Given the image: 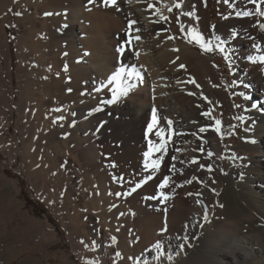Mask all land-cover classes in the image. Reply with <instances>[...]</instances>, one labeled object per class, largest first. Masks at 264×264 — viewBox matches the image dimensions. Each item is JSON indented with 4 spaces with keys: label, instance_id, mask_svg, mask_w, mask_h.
Instances as JSON below:
<instances>
[{
    "label": "bare ground",
    "instance_id": "1",
    "mask_svg": "<svg viewBox=\"0 0 264 264\" xmlns=\"http://www.w3.org/2000/svg\"><path fill=\"white\" fill-rule=\"evenodd\" d=\"M215 1L219 5V19L212 26L210 17ZM89 3L90 0H0V109L1 116H7L0 121V150L17 154L23 146L24 160L32 156L29 165L34 166L37 159L35 139L29 144H20L16 136L7 139L3 136L12 124L9 112L14 111L5 79L12 65L5 24L10 22L9 12L15 10L16 4L20 13L16 21L19 37L15 43L21 64L17 74L19 137L23 136L25 103L30 95L22 72L31 53L44 49L38 64L52 72L63 67L59 57L66 47L71 59L67 65L72 68L69 75L72 80L67 89L75 85L86 89L76 100L74 93H65L59 80L52 75L47 77L44 109L50 119V130L38 145L49 154L52 144L59 141L66 153L73 152L72 159L55 158V165L61 171L55 183H60L61 190L62 184L68 188L64 199H60L59 193L54 194L35 183L40 197L66 221L72 252L56 253L58 264H81L73 259L72 253L85 264H264V63L252 62V58L264 56V33L260 29L264 4L260 0L256 4L251 0H117L113 13L120 8L119 16L123 20L129 24L136 21L131 28L128 24L122 31L124 37L138 46L127 53L132 58L130 63L137 58H147L153 70L160 72L147 82L153 86L151 96L162 105L163 117L161 124L157 122L146 135L153 116L145 100L144 107L126 101L118 107L105 103L110 97H105L106 86L99 71L102 65L93 64L96 59L102 62L96 43L105 33L113 35L119 30L113 20L101 30V16L97 12L88 13ZM176 3L181 4L177 13ZM187 12L193 15H185ZM39 27L46 38L37 42L45 44L41 47L33 42L39 35ZM193 30L204 44L212 47V57H225L230 64L240 100L237 108L212 61L193 49L195 40L189 43ZM137 36L139 40L135 39ZM88 42L91 57L85 54ZM54 44L58 50L52 57L51 51L47 52ZM220 47L224 48L223 52ZM90 70H94L95 75L89 80ZM147 82L142 89L145 95L148 94ZM73 106H76L75 118L71 113ZM76 119L79 123L73 122ZM242 124L239 147L254 152L255 156L237 166L233 164L232 151L226 154L224 140ZM217 128L219 131L215 130ZM157 130H163L166 138L173 141L161 165V176L169 178L167 193H163L167 200L161 196L163 189L158 187L161 182L157 178L158 182L138 185L142 167L135 160L126 164L130 170L124 167L126 183L119 185L118 176L124 169L121 170L120 152L114 145L117 133L122 131L128 138L140 136L143 139L152 137ZM81 131L83 148L82 143H77ZM181 147L183 149L176 152ZM125 149L127 158L131 159L137 150H146V143L128 144ZM194 160L197 163H193ZM82 171L86 178L82 177L89 183L87 193L77 185V173ZM173 179L180 180L177 191ZM34 180H38L37 177ZM83 181L81 183L86 180ZM13 190H16L15 185L0 175V227L8 226L13 214L22 209L23 204ZM156 191H160V195L157 196ZM81 195L86 206L77 203ZM110 203L129 205L133 213L129 218L137 220L136 225L129 224L124 230L118 228L114 234L108 227L117 222L103 220L96 224V211L111 209ZM109 211L111 218L114 212ZM72 217H78L81 226L70 222ZM151 233L156 236L153 242H149ZM57 240V229L47 217L38 219L24 215L22 221L16 220L11 227L0 231V264H16L15 261L27 253L29 256L17 264H44L37 256L40 247ZM35 250L37 253L30 255ZM49 258L51 255L45 257Z\"/></svg>",
    "mask_w": 264,
    "mask_h": 264
},
{
    "label": "rangeland",
    "instance_id": "2",
    "mask_svg": "<svg viewBox=\"0 0 264 264\" xmlns=\"http://www.w3.org/2000/svg\"><path fill=\"white\" fill-rule=\"evenodd\" d=\"M125 1L130 2V0H125ZM88 6H89V10H90V12L88 10L89 14H91L92 12H97L101 16L100 17L101 18L100 24H99V26L101 27V30L106 28V26H108L107 23H109V21H112V20H113V22H117V27L119 30L118 32H115L113 35L110 33L106 35V33H105L103 35V37L104 36L105 37L99 39L98 41H100V42L97 41V43H96L97 52H99L102 55V56L99 55L102 62H99L100 60L96 59L95 61L93 60L94 61L93 64L96 67H98V64H100V66L102 65L101 70H99V71H101V73L103 74V78L101 81H103V84L106 86V92H105L106 96L105 97L108 96V97H110V100L113 99V89H116V87H118V85L114 86L113 83H110V80H111V77L113 76V74L118 72L122 65L126 68L127 71H133L134 70L136 73L139 74L140 77H142V79H136L135 76L130 77L126 73L124 78H123L124 85L128 86V84H131V89L129 90L128 94L126 96H121L117 100V102L110 103V105H109V103H106V105H108L109 107H111V106L112 107H114V106L118 107V106H120V104L122 102L124 103L126 101L129 103H136L140 107H144L143 106L144 105L143 100H145V103H146L145 105L146 106L149 105L150 108L152 109V110H150V115L153 116V110L155 109L156 120L159 124H161V119L163 117L162 109H161L162 105L160 103L158 104L157 101L155 99H153V97L151 96V92H152L151 88L153 86H152L150 81L147 82L148 80H150L151 77H155L157 74H160V72L157 73L153 70L151 63H150L149 59H147V58H144V59L143 58H141V59L137 58V60H134L135 63L134 62L130 63L132 58L130 56H128L127 53H129L132 49L137 48L138 46L135 44V42L133 40L127 39L126 36L124 37L122 35L123 29H125V27L129 23H128V21L123 20V18L119 16V13L121 11V10H119L120 8L118 9L117 12L113 13L112 10L114 9V5L105 4V0H95V1L90 0V3ZM93 8H97V9L94 10ZM110 9H111V11H110ZM107 11H108V13H107ZM177 12H178V9L176 8L175 13H177ZM218 12H219V5L215 1L213 8L211 10V17H210V21H211L212 26L219 19V15H218L219 13ZM9 14L11 15V19H10V22L8 21L5 24V32L8 35V41L11 44L10 46H11V53H12V65L10 67V75H6L5 79L9 83V88H10L9 96L11 99L10 103H11V106H12L14 111L12 113L9 112V118H10V120H12V124L9 126L8 130L4 131L3 136L5 139H7V137L9 138L11 136H16L19 138L20 144L22 142L23 143L25 142L24 144H29L30 142H32V140L35 139V142H37V150H36L37 153L35 152L36 153L35 158H37V159H34V166L29 165V163L32 159V156H29L26 160H24L25 155H24V149H22L23 146L18 149L17 154L11 153L10 151L0 150V175H2L9 182H11L12 184L15 185L16 190H13V194L17 197V200H19L23 204L22 209L20 211L15 212L14 213L15 215L13 214V216L11 217L10 223H8V226L0 227V231H2L3 229L11 227L13 225V222L16 220L22 221L24 215L25 216L31 215L32 217H35L38 219H45V217H47L48 220L57 229L58 240L55 242H51V243H45L42 247H40L41 252L37 253V250H35V253H32V254L30 253V255H35L37 253V256L42 258L44 264H58L59 263L58 260L54 257V255L56 253H59L61 250H69L70 252H72L71 243H70V239H69L68 231H67V227H66V221H64L63 217L56 212V210L54 209L53 206L52 207L49 206L40 197V195L37 192V188L35 186V183L38 182L39 187L44 186L46 189L51 190L54 194L58 195V193H59L60 199H64L66 197L65 193L68 192V190H67L68 188H66L67 186H64V184H62L63 189L61 190V186L59 187L60 183H55V180L57 179V177L60 175V172H61L55 165V162H56L55 158L59 157L61 159H63V158L72 159L73 152L72 153H66L62 149V147L60 146L61 144L59 141L52 144V147H51L52 150H51V153H49V154L47 152H45L40 145H38V143L39 144L42 143V141H41L42 136L50 130V124H49L50 119H49V117H47V115L45 113V109H44V103L46 101V94H47L46 93L47 77L48 76L51 77V75H52L53 79H55L57 81L59 80L58 82L61 83V87L64 86V87H62V89H65L64 90L65 93H67V94L74 93L73 95H74L75 99L77 98V96L81 97L83 94H85L86 89H84L83 87H80V86L78 87V85H75V86L73 85L74 87L69 88L70 90L67 89V87H69V85L71 84L70 81L72 80L71 77L69 76V75H71L72 68H71V66L69 68V64L67 65V63L69 61H71V59L68 56L69 54L67 52L66 47H65L66 51L63 50L62 55L59 57L60 60L62 58V61L64 63L63 67L59 70H56V71L53 70L52 72H51V70H48V69L45 70L43 67H41L38 64L39 63L38 61L41 58V55L44 54V49L39 48L38 53L37 52H36V54L31 53L28 56V58L26 59L27 63H25V65L23 66L26 68V70H25V68H23V72H22L24 82L27 83L26 86L28 87V92H30L29 93L30 94L29 95L30 100L28 99L25 103L24 114L27 116V118H26V116L24 117L25 120L23 121V126H22V128H23L22 131L23 130L24 131H23V136L20 138L19 133H18L19 130H17V126H18L17 120L20 118L18 113H17V103L19 100L18 99L19 87L17 85V74H18V69H20L21 64H20V61H19V58H18V55L16 52V44H15L17 38L19 37L18 31L16 28V21L20 15L17 4L15 5V10H11L9 12ZM8 17H10V16H8ZM88 21L90 22V21H92V19L88 18ZM262 26H264V18L262 19V22L260 24L261 32L264 33V27H262ZM38 29H39V33H38L39 35L38 36L36 35V38L33 39L34 43H37L39 40L45 41V39H46L45 38V32H43V30L40 27ZM40 32H42V33H40ZM37 45H39L41 47L42 45H45V44L41 43V45H40V43H37ZM135 46H137V47H135ZM90 47H91V43L88 42V45H87V49H88L87 51L88 52L85 53L86 55H89L87 57L92 56ZM57 48H58L57 44H54L48 50L47 54L48 53L50 54V51H51L50 55L53 57L54 54H56L55 51L58 50ZM121 48L123 49L122 54L120 51H118ZM142 48L144 49V47H142ZM159 48H161V47H159ZM193 49L198 50L202 54H205L212 61L213 66L215 67V69L220 74L221 82L227 88V90L230 92L231 98L233 99V104L237 108L240 104V100H239V97L237 96L236 88L234 87L233 73H232L230 64L228 63L227 59L225 57H220L217 55L212 57L211 54H212V52H214V50L211 52H206L203 48H201L199 43H194ZM161 57H162V55L159 56V61L163 60L162 59L163 57L162 58ZM65 59L68 61L66 62ZM75 61L77 62V60H75ZM65 63H66V67H65ZM68 72H70V74ZM47 73H49V74L52 73V74L48 75ZM88 75L89 76L87 79H89V80L92 79V77L95 75V71L90 70ZM158 78H160V77L158 76ZM61 80H62V82H61ZM145 82H147L149 84V85H147V88H146V90H148L147 95L143 94V92H142V89L144 87L143 84H145ZM62 83H64V84H62ZM110 100H107V101H110ZM73 107L71 108V113L73 112V117L75 118L77 116L75 114L76 106H73ZM0 108H1V105H0ZM1 113H2V109H0V121L2 120L1 117L3 119L7 117V116L5 117L4 115L1 116ZM73 122L79 123V120L77 121V119H76V121H73ZM242 131H243V124L239 127V129L235 133L226 137L224 140L225 141L224 142L225 143V150H226L225 152H226V154H228L229 151H232V154L234 155L233 164H235L237 166L240 165L243 160L249 159V158L255 156L254 152H250V151L244 150V149L239 147V143L241 141L240 138H242ZM36 133H37V135H36ZM39 133H40V135H39ZM148 133L149 132L147 130L146 135ZM80 134L81 135H79V140L77 141V143H79V144L82 143L80 145L83 148L84 143H83L82 131ZM145 137L143 139H141L142 137L137 136L136 137L137 139L136 138L131 139L130 137L128 138V136L126 134H124V132L119 131L116 135V140H115V144H114L115 147H117L119 150L118 153L120 152L118 161H119V165L122 167L121 170L124 169V167H125V169H126V167H127V169H129L130 167L126 164H128V161H133V160H135L142 167V168H140L141 169V174H140L141 175V181H139V183H138L139 186L148 185V183H151V181L158 182V180L162 183V181L165 178H167L169 180L168 177L161 176L162 175V168H163L162 166H160L161 169L159 168L158 170H156V172L151 170V169H144L143 168V167H145L144 164H146L147 161H148V163H150V160H148L149 158L147 159V157H145L146 156L145 154L149 151V148H148L149 147V141H152L153 143H156V144H159L161 142L159 140V137L156 136V134L152 135V137L150 136V138H147V136H145ZM36 138H38V139H36ZM165 139L166 140L169 139L166 151H164L162 154L161 153L159 154L158 152H154L151 159H154V158L156 159V158L160 157L161 155L163 157L164 153L166 155V152L170 148L173 141L168 137L166 138V136H165ZM107 142L108 141L106 140L105 143H107ZM144 142L146 143V150L144 149L143 151H140V152H138V150H137L134 157H132L131 159L127 158L128 157L127 152H126L127 149H125V148L128 144H137L138 143V145H139V144L144 143ZM116 145H118V146H116ZM181 149H183V148L181 147V148L177 149L176 152L181 151ZM141 153L143 156L141 155ZM74 156H75V154H74ZM143 158H145V159H143ZM139 160L141 161L140 163H139ZM161 162H162L161 163V165H162L163 161L161 160ZM53 165H55V166H53ZM125 169L122 170L123 171L122 173H124V174L121 173L122 175L120 174L118 176V178H120L119 179V185L120 186H124L126 183L125 177L127 175V171H125ZM158 171H160V172H158ZM84 173H85L84 171H82V173L81 172L77 173V176L79 177L78 178L79 180L77 179V185L80 187L79 189H81V191L83 193H87L88 188H89V186H88L89 183L87 182V179H85L86 173H85V175H84ZM82 176L83 177L85 176V178H83ZM123 176H125V177H123ZM36 177L38 180H34V178H36ZM149 177H151V178L149 179ZM156 178L158 180H156ZM83 179H84V181L86 180L85 181L86 187H85V183H81L83 181ZM179 182H180V180H178V179L173 181L174 186L175 187L177 186L176 191L178 190L177 188L180 187ZM80 183H81V185H80ZM135 183H136V181H135ZM159 185H160V183H159ZM63 186L66 188L65 191H64ZM167 186H165L164 188H161V190L163 189L162 193H164V194L167 193L166 192ZM56 187H58V188H56ZM57 189H59L62 192H59ZM156 192H157V196L160 195V191H156ZM77 203L79 206H86L85 205V198L82 195L80 196V199L78 200ZM110 204L111 205L109 206V208H111V209H108V210L104 209V210H106V213L102 208L100 211H98V210L96 211V215H97L96 221H95L96 224L99 225L100 221L103 222V220L107 221V222H117V223H115V225L110 224L108 227V231L110 230L114 234H116L118 232V228L124 230V229H128L127 226H129V224H135L136 225L137 220L129 218L130 216L133 217L132 209H130L131 207H129V205L127 206V204L123 205L122 203H120V204H116V206H115L112 203H110ZM122 205L124 206V208L122 207ZM109 210H111V213L112 212L115 213V214L112 213V215L113 216L115 215L116 218H113L112 215L110 218V216L107 214V212ZM90 212L92 213L94 211L91 210ZM80 213H83L82 209H80ZM127 213L129 216H127ZM70 222H72L76 226H78V225L81 226V223H80L81 221L78 217H72L70 219ZM154 233H156V232H154ZM154 233H151L149 235V242H153L155 240L156 236ZM87 239H89L88 234H87ZM115 246L119 247L118 244L117 245L115 244ZM85 248H88V245H85ZM90 252L91 253L93 252L92 249L90 250ZM48 255H51V258L45 259V257H47ZM28 256H29V253L24 254L22 257H19L15 261V263L16 264L19 263L21 260L26 259ZM72 257L76 262L81 263V264H85V263H82L79 259H77L76 255L73 253H72Z\"/></svg>",
    "mask_w": 264,
    "mask_h": 264
},
{
    "label": "snow or ice",
    "instance_id": "3",
    "mask_svg": "<svg viewBox=\"0 0 264 264\" xmlns=\"http://www.w3.org/2000/svg\"><path fill=\"white\" fill-rule=\"evenodd\" d=\"M117 2V0H105V4H112V5H115ZM251 2L253 4H256L257 3V0H251ZM260 3L264 4V0H260ZM150 7H154V6H150ZM175 7L176 8H180L181 7V4L180 3H176L175 4ZM169 11H171V9H169ZM185 15H188V16H192L193 13L192 12H187L185 13ZM245 15H251V13H245ZM161 19H167L166 17H161ZM136 23V21H131L130 24H129V28L132 27V25H134ZM264 27V26H262ZM137 31H139L137 29ZM233 35H235V33H233ZM136 40H139L140 37H135ZM193 40H195L196 43H199L201 48H203L206 52H211L212 51V47L209 46V45H206L202 42V38L195 33V31L193 30V35L192 37L189 39V43L193 42ZM219 50L221 52L224 51V48L223 47H220ZM118 51L121 52V54L123 53V49H119ZM178 51V49L176 50ZM257 60L260 62V63H264V56H260L258 58H252V62L255 63L257 62ZM181 68L184 67V65H180ZM127 73L128 76H135L136 79H142V77L139 76L138 73H136L134 70L133 71H127L126 68L122 65L119 69L118 72L114 73L113 76L111 77V80H110V83L112 82H115L118 87L116 89H113V99L110 100V101H105V103H115L117 102V100L121 97V96H126L129 92V90L131 89V85H128V86H125L124 83H123V78L125 76V74ZM193 83H195V81H193ZM190 95L192 93H189ZM207 115V114H206ZM157 123V120H156V115H155V110H153V122L152 124H149L148 125V132L151 133L153 131V127L154 125ZM171 121H168V124L171 125ZM219 123V122H217ZM216 131H219V128L215 129ZM201 131H204V129H201ZM156 136L159 137V140L161 141L159 144H156V143H153L152 141H149V151L145 154L149 160H150V163H146L145 164V168L146 169H151L153 171H156L160 168L161 166V160H162V155L160 157H158L157 159H151L152 155L154 152H158V153H163L164 151H166V148H167V144H168V140L165 139V133L163 130H157L156 131ZM175 134V133H173ZM253 143L255 141H252ZM193 163H197V161H193ZM175 168V165H173V169ZM211 170V169H209ZM151 177H149L150 179ZM169 183V180L167 178H165L162 183L159 185L160 188H164L165 186H167ZM161 196H163V198L165 200L168 199L167 196H165L163 193H161ZM155 198V197H153ZM115 239V238H113ZM157 247H159V244L156 245ZM89 264H92V262H89Z\"/></svg>",
    "mask_w": 264,
    "mask_h": 264
}]
</instances>
